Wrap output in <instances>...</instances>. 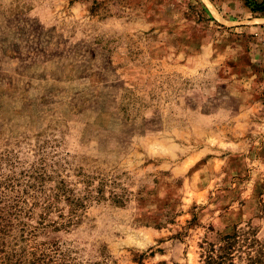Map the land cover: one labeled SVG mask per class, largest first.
I'll list each match as a JSON object with an SVG mask.
<instances>
[{
  "label": "rangeland",
  "instance_id": "374dc122",
  "mask_svg": "<svg viewBox=\"0 0 264 264\" xmlns=\"http://www.w3.org/2000/svg\"><path fill=\"white\" fill-rule=\"evenodd\" d=\"M263 201L264 0H0V264H201Z\"/></svg>",
  "mask_w": 264,
  "mask_h": 264
},
{
  "label": "trees",
  "instance_id": "16d2710c",
  "mask_svg": "<svg viewBox=\"0 0 264 264\" xmlns=\"http://www.w3.org/2000/svg\"><path fill=\"white\" fill-rule=\"evenodd\" d=\"M56 191L63 193L64 201L71 208L72 214L83 206L81 200L69 196L63 182H60ZM88 193L84 199L92 198L90 192ZM96 193L101 194L99 189ZM52 205V202H48L44 208H51ZM8 207L0 208L1 215L7 213ZM262 208L264 211V201ZM8 223L9 220H6V217L0 220V233L5 231ZM200 249L201 264H264V236L259 238L256 227L251 224L242 228L236 226L231 233L220 234L214 240L205 239L200 244ZM44 251L46 250H35L19 257L10 255L3 261H5L4 264H46V261H51V258Z\"/></svg>",
  "mask_w": 264,
  "mask_h": 264
}]
</instances>
